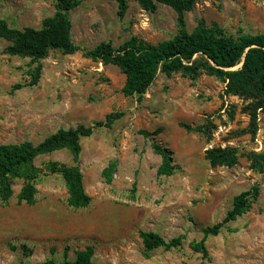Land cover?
<instances>
[{"label": "rangeland", "instance_id": "obj_1", "mask_svg": "<svg viewBox=\"0 0 264 264\" xmlns=\"http://www.w3.org/2000/svg\"><path fill=\"white\" fill-rule=\"evenodd\" d=\"M55 10V0H0V20L14 28L38 29ZM68 16L79 49L50 50L35 85L14 88L29 80L35 63L0 54V143H37L60 128L121 115L81 137L76 158L63 148L35 161L77 166L88 205H68L58 174L38 178L33 203L18 201L22 182H13L11 197L0 201V264L73 260L87 246L95 264H264V171H252L246 155L264 152V110L252 125L249 100L227 94L221 80L204 73L195 80L158 73L141 98L126 96L117 66L83 55L101 41L117 46L132 35L151 43L173 36L177 15L168 5L150 11L128 0L120 18L113 0H79ZM184 19L189 31L202 21L234 35L264 32V0H195ZM8 44L0 38V51ZM184 125L203 126L209 135ZM153 142L170 151L171 175H157L161 156ZM226 145L237 147V163L210 164L205 150ZM254 184L259 193L248 210L205 237L207 256L194 252L190 243L202 229L221 221L233 196ZM140 231L180 237L181 245L156 247L146 257Z\"/></svg>", "mask_w": 264, "mask_h": 264}, {"label": "trees", "instance_id": "obj_2", "mask_svg": "<svg viewBox=\"0 0 264 264\" xmlns=\"http://www.w3.org/2000/svg\"><path fill=\"white\" fill-rule=\"evenodd\" d=\"M113 1L117 5V15L123 17L128 0ZM134 1L141 8L150 11L158 4L173 8L177 15L176 33L156 43L144 41L134 35L117 46L109 41H101L90 49L83 48V55L103 64L117 66L125 76L121 87L122 93L137 98L142 97L158 73L165 75L180 73L192 80L202 73L215 76L225 84L224 91L227 94L249 100L252 107L251 122L255 125L256 111L264 110V32L234 35L216 24L206 26L202 21L189 31L184 15L192 9L195 0ZM78 3L79 0H55V13L43 18L38 29L29 26L14 28L0 20V38L9 42L0 54L28 57L31 64L35 63L29 72V80L24 84H15L14 88L32 86L38 82L41 70L39 61L50 50L69 54L79 49L71 39V21L68 16V11ZM120 115L118 112L108 113L104 119L88 126L60 128L37 143L29 140L0 143V201L7 202L13 192V182L19 180L22 185L16 196L18 201L33 203L38 178L41 175L58 174L64 181L68 205L73 208L88 205L90 197L83 189L82 173L77 166L53 159L42 161L39 165L35 161L39 156L63 148L69 150L76 158L81 148V137L91 135L96 128L110 127ZM184 126L209 135L203 126L195 128ZM251 132L254 134L255 128H252ZM140 133L147 134L144 130ZM152 148L161 156V162L156 170L157 175H171L175 165L171 163L170 151L156 142L152 143ZM238 155L237 147L228 145L205 150V158L212 165L231 167L237 163ZM246 155L252 171H264V152L250 151ZM258 193V186L254 184L234 195L231 208L226 211L222 220L204 227L203 237L191 242V249L207 256L205 237L217 234L227 221L245 213L250 204L257 199ZM139 236L146 257L156 247L170 249L181 245L180 237L164 239L153 231H140ZM92 254V247L87 246L78 250L73 260L55 261L47 258L36 264H95Z\"/></svg>", "mask_w": 264, "mask_h": 264}]
</instances>
